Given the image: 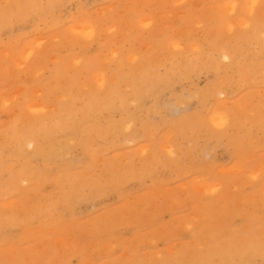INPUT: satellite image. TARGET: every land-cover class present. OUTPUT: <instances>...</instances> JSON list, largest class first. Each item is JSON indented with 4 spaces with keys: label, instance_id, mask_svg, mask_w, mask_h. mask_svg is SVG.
<instances>
[{
    "label": "rangeland",
    "instance_id": "1",
    "mask_svg": "<svg viewBox=\"0 0 264 264\" xmlns=\"http://www.w3.org/2000/svg\"><path fill=\"white\" fill-rule=\"evenodd\" d=\"M0 164V264H264V0H0Z\"/></svg>",
    "mask_w": 264,
    "mask_h": 264
},
{
    "label": "bare ground",
    "instance_id": "2",
    "mask_svg": "<svg viewBox=\"0 0 264 264\" xmlns=\"http://www.w3.org/2000/svg\"><path fill=\"white\" fill-rule=\"evenodd\" d=\"M246 6V5H245ZM262 7V6H261ZM128 13V12H127ZM187 14V13H186ZM144 20V19H143ZM151 20V19H150ZM182 22V21H181ZM190 22V21H189ZM193 22V21H192ZM48 23V22H47ZM196 26V25H195ZM76 28H79V27H76ZM86 28H87V26H86ZM90 28H91V26H90ZM133 29V28H132ZM79 30V29H78ZM92 30V29H91ZM127 30V29H126ZM194 30H196V29H194ZM81 31V30H80ZM93 31V30H92ZM92 31H88L87 33H89V32H92ZM84 32V31H83ZM86 33V34H87ZM262 33V32H261ZM245 34V33H244ZM44 37V36H43ZM231 37V36H230ZM58 38V37H57ZM198 38V37H197ZM232 38V37H231ZM40 39V38H39ZM233 39V38H232ZM36 40V39H35ZM17 41V40H16ZM34 42V41H33ZM239 42V41H238ZM12 46V45H11ZM30 48V47H29ZM7 51V50H6ZM30 51V50H29ZM30 52H32V51H30ZM30 52H28V50H27V55L26 56H28V53H30ZM135 53V52H134ZM232 54V53H231ZM53 56H51V58H52ZM19 60V59H18ZM220 61V60H219ZM21 63V62H20ZM50 63V62H49ZM24 65V64H23ZM186 65V64H185ZM22 66V65H21ZM178 66V65H177ZM176 73V72H175ZM259 75H260V72H259ZM250 76V75H249ZM254 76V75H253ZM247 78V77H246ZM249 78V77H248ZM232 79V78H231ZM142 85H143V83H142ZM47 86V85H46ZM36 89V88H35ZM117 89H119V88H117ZM147 89V88H146ZM17 90H19V89H17ZM261 90V89H260ZM12 91V90H11ZM117 91H120V89L119 90H117ZM16 92V91H15ZM209 92V91H208ZM100 93V92H99ZM17 94L15 93V96H16ZM53 95V94H52ZM84 95H86V94H84ZM18 96V95H17ZM60 96V95H59ZM121 97H122V95H121ZM14 98V97H13ZM125 100V99H124ZM160 100V99H159ZM179 100V99H178ZM10 103V102H9ZM219 105V104H218ZM154 109V108H153ZM240 109V108H239ZM34 110V109H33ZM40 110V109H39ZM158 110V109H157ZM35 112H37V111H35ZM34 112V113H35ZM38 113V112H37ZM153 113H154V111H153ZM43 114V113H42ZM23 115V114H22ZM45 115V114H44ZM47 116H49V115H47ZM9 117H11V116H9ZM19 117V116H18ZM25 117V116H24ZM54 117V116H53ZM74 117V116H73ZM20 118H21V116H20ZM63 118V117H62ZM14 119V118H13ZM22 119V118H21ZM24 119V118H23ZM22 119V120H23ZM35 119H37L36 118V116H35ZM35 119H33L34 120V122H32V124H28L27 123V125L24 123L23 125H21V124H17V125H15V129H14V135H13V137H12V139H13V142H14V145H16L17 147H21V146H23V144H24V142L25 141H29V142H32V140H36V139H34V136L38 133V131L40 130V129H42V128H44V122H45V120H42V118H40V119H37V120H35ZM10 121L12 122V120L10 119ZM32 121V120H31ZM30 121V122H31ZM8 122H9V119H8ZM20 123H21V121H20ZM5 124H7V120H6V122H5ZM7 125H9V124H7ZM72 125V124H71ZM3 126H5V125H3ZM75 126V125H74ZM6 128V127H5ZM96 128V127H95ZM4 129V128H3ZM10 129H12V127L10 128ZM10 129H8L7 131L9 132V130ZM93 129V128H92ZM100 129V128H99ZM48 130V129H47ZM12 131H13V129H12ZM46 131V129L45 130H43V132H45ZM164 132V131H163ZM162 132V133H163ZM42 133V132H41ZM89 133V132H88ZM166 133V132H165ZM40 134V133H39ZM91 134V133H90ZM6 135V134H5ZM4 135V136H5ZM8 135H9V133H8ZM12 135V134H11ZM38 136V135H37ZM8 137V140L9 139H11V136L9 135V136H7ZM10 137V138H9ZM36 137V136H35ZM39 137V136H38ZM2 139H3V137H2ZM6 140V139H5ZM7 140V141H8ZM37 141H39V139L37 140ZM9 142H11V141H9ZM12 142V143H13ZM28 144V143H27ZM26 144V145H27ZM38 143H36V145H37ZM41 143H39V145H40ZM11 145V144H10ZM11 146H13V145H11ZM10 146V147H11ZM28 146H30V145H28ZM33 146V148H34V144L32 145ZM31 147V146H30ZM42 146H37V149H34V151L36 150H38L39 148H41ZM32 149V148H31ZM33 150V149H32ZM4 151V150H3ZM5 152V151H4ZM4 152H3V156H4ZM7 152V151H6ZM2 154V153H1ZM6 155H7V153H6ZM14 155V154H13ZM7 158H10V157H7ZM4 160V159H3ZM2 162V161H1ZM7 162H9V161H7ZM0 167H1V164H0ZM24 168V167H23ZM15 171V170H14ZM17 172H18V170H17ZM249 172V171H248ZM19 173H20V169H19ZM93 176V175H92ZM14 182V181H13ZM65 186V185H64ZM6 194V193H5ZM29 194V193H28ZM63 194V193H62ZM61 194V195H62ZM30 195V194H29ZM15 201H17L16 199H15ZM28 201V200H27ZM41 205V204H40ZM31 206V205H30ZM9 208V207H8ZM17 209V208H16ZM189 216V215H188ZM236 245V244H235ZM138 246V245H137ZM168 247V246H167ZM230 249V248H229ZM233 254V253H232ZM243 261H244V259H243Z\"/></svg>",
    "mask_w": 264,
    "mask_h": 264
}]
</instances>
